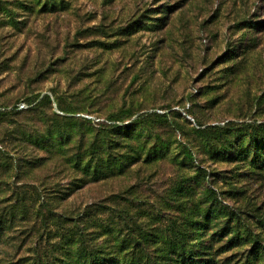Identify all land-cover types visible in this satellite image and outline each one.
<instances>
[{
    "label": "rangeland",
    "instance_id": "obj_1",
    "mask_svg": "<svg viewBox=\"0 0 264 264\" xmlns=\"http://www.w3.org/2000/svg\"><path fill=\"white\" fill-rule=\"evenodd\" d=\"M70 247L264 264V0H0V264Z\"/></svg>",
    "mask_w": 264,
    "mask_h": 264
},
{
    "label": "trees",
    "instance_id": "obj_2",
    "mask_svg": "<svg viewBox=\"0 0 264 264\" xmlns=\"http://www.w3.org/2000/svg\"><path fill=\"white\" fill-rule=\"evenodd\" d=\"M74 250H76L75 247H70L65 251L66 252L65 257L61 258L63 264H127L128 263V261L125 259L126 255L122 256L121 253H119L118 255L115 254L109 255V253H107L106 250H104L105 251L104 253L103 251H100L98 249L87 250V248L85 249L81 247L77 251V255L74 258V255L76 254L74 253ZM96 251H99V253H102L104 255L98 256ZM106 253L107 256L105 255ZM154 264H161V263L155 262Z\"/></svg>",
    "mask_w": 264,
    "mask_h": 264
},
{
    "label": "built area",
    "instance_id": "obj_3",
    "mask_svg": "<svg viewBox=\"0 0 264 264\" xmlns=\"http://www.w3.org/2000/svg\"><path fill=\"white\" fill-rule=\"evenodd\" d=\"M19 106L22 108V107H24V106H25V104H24V103H22V104H20Z\"/></svg>",
    "mask_w": 264,
    "mask_h": 264
}]
</instances>
